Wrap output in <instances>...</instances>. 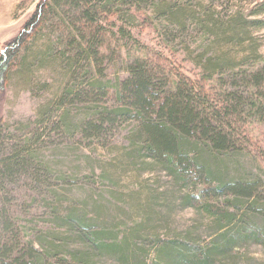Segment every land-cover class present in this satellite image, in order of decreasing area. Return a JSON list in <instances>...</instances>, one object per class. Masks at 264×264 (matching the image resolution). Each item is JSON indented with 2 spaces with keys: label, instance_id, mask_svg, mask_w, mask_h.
I'll use <instances>...</instances> for the list:
<instances>
[{
  "label": "trees",
  "instance_id": "1",
  "mask_svg": "<svg viewBox=\"0 0 264 264\" xmlns=\"http://www.w3.org/2000/svg\"><path fill=\"white\" fill-rule=\"evenodd\" d=\"M202 1L198 10L203 18L207 12L203 21L197 19L194 0H43L18 36L4 45L0 93L17 63L22 71L17 78L29 80L32 66L49 60L64 72L59 104H88L75 128L87 138H102L122 123L133 122L132 146L122 153L123 160L130 164L149 160L171 179V186L168 191L132 195L126 205L140 223L122 233L106 224L105 209L97 207L92 196L80 204L54 203V227L38 243L25 245L4 213L0 264H104L108 259L114 264H238L237 254L243 247L264 246V168L260 163L264 153L254 155L249 150L252 144L245 129L252 108L249 100L235 92L218 93L166 68L156 58L137 57L127 65L128 75L115 85L112 104L105 100L109 88L89 76L99 59V46L109 32L115 35L111 29L106 31L105 21L109 16L120 20L119 33L136 43L132 29L137 20L140 16L143 21L152 19L143 11L146 4L173 29L184 30L189 20H198L204 33L213 37L217 56L203 65L202 78L210 82L214 73L232 69L231 59L225 56L228 49L242 45L250 38L251 25L264 26V21L238 17L223 21L210 14V6ZM259 8L264 12V0ZM45 26L58 40L45 35L42 40L49 42L40 45ZM35 44L40 46L32 48ZM249 76L257 82L262 79L259 72ZM52 108L47 105L40 116L50 118ZM242 158L257 163L263 175L245 174L240 168ZM53 173L38 162L31 146L13 147L0 160L1 185L24 174L55 196L59 183ZM70 182L65 180L67 186L75 184ZM90 206L94 213L88 211ZM175 206L207 216L210 240L203 241L197 229L172 231L168 220ZM159 225L166 233L157 231Z\"/></svg>",
  "mask_w": 264,
  "mask_h": 264
},
{
  "label": "rangeland",
  "instance_id": "2",
  "mask_svg": "<svg viewBox=\"0 0 264 264\" xmlns=\"http://www.w3.org/2000/svg\"><path fill=\"white\" fill-rule=\"evenodd\" d=\"M41 1L0 0V58L4 45L18 36ZM200 1L194 0L193 9L198 16L196 18L203 21L207 12L203 18L201 9L198 10ZM260 1L205 0L202 3L207 8L210 6V14L223 21L236 17L264 21V12L259 11ZM142 8L152 19L143 21V16H140L137 20L132 32L138 43L119 33L120 20L109 16L105 21L106 31L111 29L115 35L109 32L105 42L99 46V59L93 62L89 76L99 79L109 88V99H105L107 104L114 102L115 85L127 77V65L131 61L137 57L150 61L156 58L166 68L206 84L218 93L235 92L249 100L252 108L248 109L245 125L252 144L249 150L254 155L264 153V26L251 25L248 30L250 38L244 39L242 45L232 46L225 54L231 59L232 66L229 68L232 69L214 73L209 82L202 78L203 65L209 58L217 56L216 49H213V37L204 33L205 29L198 20H189L184 30L173 29L166 18L154 14L152 5L146 4ZM47 26L52 28L51 24ZM43 30L40 45L49 42L42 40L45 35L51 37L47 27ZM55 37H51L54 42L58 40ZM40 45L35 44L32 48ZM61 47L58 45L57 48ZM21 72L17 63L0 93V160L9 155L13 147L31 146L36 151L38 162L54 171L59 183L54 190L58 194L50 195L44 184H38L24 174L10 178L4 185L0 183V247L3 243L4 213L10 219L9 226L14 234L19 235L25 245L30 241L38 243L39 237L45 238V233L54 227L52 206L59 201H64L62 205L67 206L71 202H86L92 196L97 207L105 209L103 220L116 228L118 233L140 223L130 214V206L126 205L132 200V195L168 191L171 179L149 160L146 164H130L123 160L122 153L132 146L130 135L134 123H122L102 138H87L74 125L88 104L82 101L72 105L59 104L63 94L61 89L66 82L63 70L48 60L32 66L29 80L22 76L17 78L16 73ZM257 72L262 74L260 82L249 76ZM50 104L53 105L50 118H42L41 112ZM63 117L65 120H60ZM68 124L74 129L68 128ZM240 161L244 163L240 168L245 174L263 175L257 163L244 158ZM263 161L259 162L264 168ZM109 177L118 179L114 181ZM65 180L75 184L67 186ZM88 211L94 213V208L90 206ZM168 221L172 231L180 233L197 229L205 242L212 237L209 218L193 208L175 206ZM161 228L159 225L157 231L166 233ZM237 255L238 264H264L262 245L250 244ZM108 260L103 263L114 264V261Z\"/></svg>",
  "mask_w": 264,
  "mask_h": 264
}]
</instances>
